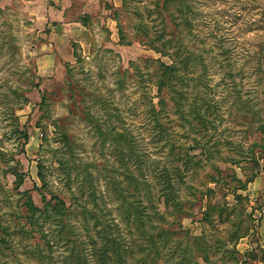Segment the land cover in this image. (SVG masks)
I'll list each match as a JSON object with an SVG mask.
<instances>
[{
    "label": "rangeland",
    "instance_id": "1",
    "mask_svg": "<svg viewBox=\"0 0 264 264\" xmlns=\"http://www.w3.org/2000/svg\"><path fill=\"white\" fill-rule=\"evenodd\" d=\"M161 3L0 0V264H148L154 241L162 257L180 245L166 260L205 264L196 252L203 236L212 264H231L217 241L230 249L235 236L241 264H264V0ZM53 33L58 52L47 57ZM177 49L194 56L158 89ZM195 85L219 104L214 136L203 139L213 155L185 173L175 195L187 214L174 221L157 189L145 196L133 179L150 183L154 161L180 164L154 122L188 148L181 127ZM123 130L133 151L120 157ZM252 172L237 201L223 186ZM136 203L143 224H134Z\"/></svg>",
    "mask_w": 264,
    "mask_h": 264
},
{
    "label": "trees",
    "instance_id": "2",
    "mask_svg": "<svg viewBox=\"0 0 264 264\" xmlns=\"http://www.w3.org/2000/svg\"><path fill=\"white\" fill-rule=\"evenodd\" d=\"M167 2L168 0H163V3H161L160 5L162 6L161 10L163 8H166ZM126 5H127V0H122V7L126 8ZM118 36H119L118 37L119 42L125 44L124 43L125 37L123 36L122 31L120 29V23H118ZM146 43L156 53L163 54L162 55L163 57H166L165 55L169 56L168 49L162 44L157 47L152 40L146 41ZM128 44L129 43H127L126 45ZM178 50L179 49H177V51ZM177 51H175L176 53L172 54L173 62L170 66L161 64L160 66L161 68L159 70L160 72L159 76L163 79V81H161V83H158L159 84L158 89L160 88V85L164 83V79L168 80L167 78H170V76L174 75L178 69H181L180 65L184 66L185 63H187V61H189V59H191L194 56L193 52L189 53L190 56L187 57L186 55L188 53L184 55L183 52H179V51L177 52ZM195 56L198 55L195 54ZM204 69L203 71L205 72L206 69L205 70ZM202 85L203 88H205L206 90L208 89L207 83L204 84V82H202ZM161 87H163V85ZM197 88L198 85H195V87L193 88V92L194 90H196L197 92L195 91L194 92L195 94L192 95L190 101L187 102L188 109L187 112L183 114L184 116H186V118H184V125H182L181 127L183 129V136L187 140H189V143L191 144L188 146V148H185V144L183 143L182 145H180L181 148L180 146L176 147L174 139H172L174 135L173 131L163 127L160 121L155 120L154 122V125L155 126L157 125L156 127H160L162 136L164 137L162 148L167 147L169 155L173 157V159H177L178 161H180V164L172 167V164L163 163L162 165H159V167H157L156 166L157 162L154 161L151 163L152 180L150 183H148L147 181L142 182L139 177L133 179L136 181L138 188L142 187L144 189L143 193L145 196H148L150 187L157 189V192H159L160 197L163 199L164 208L167 210V213H169L170 216L174 218V221H177L180 215L187 214L186 212L183 211L184 204L182 203V201H178L175 195L176 192L179 191L181 185H183L185 173L189 172L190 169L193 171H199V169H203L205 167L206 161L207 160L210 161L213 155L212 153L213 151L211 150V147L207 145L208 142L204 143L205 141L203 142V139L206 138L209 141L214 136L213 132L215 129V122L218 118L219 104L213 101V99L202 98V95H204L203 93L204 89L203 91L200 90L198 91ZM175 100H177L178 102L181 101V95L179 94L178 98ZM153 115L155 118L158 117V115L155 112L153 113ZM115 134H116V140L118 141V144H120V148H118L120 157L122 154L125 153V150H129V152L133 151L132 140H130L128 133H126L123 130L121 131V133H115ZM22 138L26 140L27 136L23 135ZM125 143H127L129 147H124ZM218 145L219 142L216 141L214 143V147L216 148ZM196 149L200 150V153L198 155L191 153L192 151L194 152V150ZM172 161L174 162V160ZM229 163L231 165H235L238 162L236 160H231ZM137 168L141 169L142 165L138 164ZM214 170L217 171L218 175H220L219 169L215 168ZM170 171H172L174 174H171ZM258 175L259 173L252 172V174L249 177H247L244 181L239 179H234L236 182L234 186H229L225 184L223 187L231 191L233 194H235L236 197L235 199L237 201H240V199H242V195H236L237 192L247 191L249 184L253 183L254 180L258 177ZM131 178H133V176H131ZM139 181L141 182V184L138 186ZM211 181L215 182L217 185L220 182L219 179L215 177H211ZM187 188L190 189V187ZM207 191L209 193H214V191L211 189ZM206 195L207 193L200 192L197 201H193L192 203H190V205L200 203ZM147 200H149V197H147ZM29 207L33 208V206H29ZM139 208H141V206L136 203L134 207V217H133L135 225L138 223L143 224V220L146 217L144 208L143 207L141 209ZM207 209H209L208 210L209 213H213L215 209H217V207H211L209 205L207 206ZM219 211L221 213L224 212L222 208L219 209ZM208 212L202 214L203 215L202 220L207 221V224L211 222L213 218ZM141 216H144V218ZM219 218L221 219V216ZM233 238L234 239L231 240L232 245L230 249H229L230 245H227V243L223 240L217 241V244L220 245L221 248L224 247V245L228 246V251H230V253H232L233 255L231 257L232 258L231 264H241V260L237 257L238 252L236 250V241H238L241 237L235 236ZM206 244H207V238L206 236H203L201 243L196 244V252L203 255L201 256V260L205 264H212L210 261H208L207 257H205L206 256L205 248L207 247ZM179 247L180 245H177L176 248L170 254L167 253L166 256L167 255L168 257H170L171 255L173 256ZM150 248L151 250L150 249L147 250L148 251L147 255H149V253L152 252L154 257L150 260L148 264H174V263L188 264L186 263L187 259H183V257L177 261H172L170 259L172 257L166 260V256L162 257L163 248L158 247L156 241H154V243L150 246ZM221 248L219 250H221ZM245 258L246 257H244L243 259L245 260Z\"/></svg>",
    "mask_w": 264,
    "mask_h": 264
},
{
    "label": "crops",
    "instance_id": "3",
    "mask_svg": "<svg viewBox=\"0 0 264 264\" xmlns=\"http://www.w3.org/2000/svg\"><path fill=\"white\" fill-rule=\"evenodd\" d=\"M57 36L55 35V33H53V41H52V43H51V45H50V49H47L48 47H45V49H47L46 51H45V53H46V55H47V57H50L49 56V54H50V52L52 53L54 50H55V52H58V49H57V42H58V40H57V38H56Z\"/></svg>",
    "mask_w": 264,
    "mask_h": 264
}]
</instances>
